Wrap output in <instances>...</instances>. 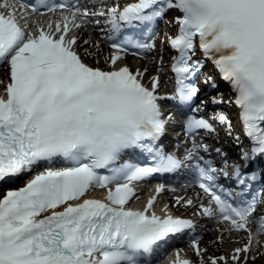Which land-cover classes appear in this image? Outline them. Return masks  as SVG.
Returning a JSON list of instances; mask_svg holds the SVG:
<instances>
[{"label": "snow or ice", "instance_id": "6c2138e0", "mask_svg": "<svg viewBox=\"0 0 264 264\" xmlns=\"http://www.w3.org/2000/svg\"><path fill=\"white\" fill-rule=\"evenodd\" d=\"M42 6L50 13L59 11L62 18L49 22L46 29L33 21L32 31L26 13H21L25 21L21 26L15 6L7 0L0 3V8L9 9L7 15L0 12V64H7L10 80L4 89L7 98L0 96V182L44 166L24 187L0 198V264H141L161 242L196 225L167 214L166 208L158 215L155 196L142 210L127 207L136 195L132 184L176 172L192 161L198 187L207 197L200 215L222 225L215 242H222L223 233L248 232L243 247L207 260V249L193 240L198 264L254 261L256 255H250L254 236L247 225L264 199V171L245 170L264 157V0H136L123 7L97 0ZM21 7L39 11L24 0ZM170 10L180 15L172 21L179 26L178 33L168 37L169 47L177 53L171 63L176 90L166 96L159 94V75L150 78L149 87L143 82L147 68L133 72L116 64L129 48L153 50L155 43L149 42L155 35L153 25ZM87 24L101 32L107 29L115 50L105 58L111 70L86 64L84 57L95 55L89 48L77 50L80 37L72 33ZM197 49L203 60L194 59ZM204 60L212 61L236 93L229 103L240 109L242 131L249 141L245 147L239 135L233 137L240 147V162L230 165L231 177L212 163L201 166L199 152L208 151V146L196 137L201 131L215 132L209 120L196 115L203 110V101L193 106L199 92L194 81ZM209 81L211 76L204 82ZM168 99L193 113L183 121L191 147L182 146L186 151L180 155L160 144L173 119L161 110L160 101ZM212 102L223 100L214 97ZM213 119L232 135L231 121L224 114ZM132 150L146 154L150 162L119 163ZM57 161L71 166L52 168ZM219 175L234 178L239 191L220 194ZM96 189L106 190V196L86 198ZM162 191L158 186L156 192ZM185 203L191 206L193 200ZM255 222L264 231V217Z\"/></svg>", "mask_w": 264, "mask_h": 264}, {"label": "bare ground", "instance_id": "6f19581e", "mask_svg": "<svg viewBox=\"0 0 264 264\" xmlns=\"http://www.w3.org/2000/svg\"><path fill=\"white\" fill-rule=\"evenodd\" d=\"M77 36L80 37L78 41V51L83 52L84 48H89L90 51L94 52L95 55L84 57L85 61L94 65L104 67L107 66L105 58L110 56V50L108 47V43L104 38L103 33L100 31L98 26L94 24H88L87 26H83L79 30H77ZM88 40L91 42L90 45H84L83 41ZM162 39L159 38L158 43ZM99 44L98 48H93L91 45ZM159 51L163 50V41L158 44ZM161 58L155 60H138V62L133 63V68L136 70L143 71L145 68L148 69V72L144 76V80L149 83L150 78L154 75H159L160 77V85L165 87L167 85L166 78V63L163 60V63L160 62ZM123 62V61H120ZM118 61L119 66L121 63ZM159 70V71H158ZM8 72L1 71L0 77L3 78L7 75ZM218 97V96H213ZM162 193L161 195H164ZM171 203L173 204V208L178 213H186L198 214L199 221L201 224H205L204 227V239L200 242L199 246L201 248L207 249L205 253V259L208 257L215 256L219 257L221 255L229 256L233 250L237 247H243L247 242L248 233H238L233 232L231 234L223 233L222 242L216 243L217 237L221 235L220 229H222V225L219 224L215 219H210L207 217H203L200 215L201 204L206 206V200L203 198L199 192V190L195 189L193 186H187L186 188H182L178 193H169L168 194ZM182 198L180 203H177V199ZM187 199L193 200V205L189 206L185 203ZM264 217V216H263ZM251 233L254 236L253 240V252L251 254L256 255V259L249 260L248 264H264V231H262L259 227H253ZM259 242L257 244L256 242ZM189 250L188 254L191 256L193 261L198 264L197 257L193 251V248L189 246L187 249Z\"/></svg>", "mask_w": 264, "mask_h": 264}]
</instances>
